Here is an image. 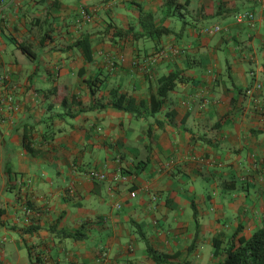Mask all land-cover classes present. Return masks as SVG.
<instances>
[{
    "label": "crops",
    "instance_id": "obj_1",
    "mask_svg": "<svg viewBox=\"0 0 264 264\" xmlns=\"http://www.w3.org/2000/svg\"><path fill=\"white\" fill-rule=\"evenodd\" d=\"M176 3L167 17L166 0H0V264H158L147 242L173 264H219L264 227L260 5ZM141 10L172 33L113 35ZM214 25L228 30L202 32ZM171 72L182 81L157 109ZM115 91L142 114L113 107Z\"/></svg>",
    "mask_w": 264,
    "mask_h": 264
},
{
    "label": "trees",
    "instance_id": "obj_2",
    "mask_svg": "<svg viewBox=\"0 0 264 264\" xmlns=\"http://www.w3.org/2000/svg\"><path fill=\"white\" fill-rule=\"evenodd\" d=\"M167 17L172 16L177 11L184 9V5L176 3V0H166ZM89 16L88 12L84 10ZM221 11H217L216 16L220 15ZM238 14V13H237ZM139 27L135 28L130 26L129 28H113V35L120 38H132L134 40H140L143 38H160L165 35L172 33L168 27L162 25H156L155 18L152 13H147L141 10L138 21ZM81 43V46H80ZM75 47H81L82 50L89 56L91 53V43L88 38L78 41L74 45ZM24 53L33 55V51L29 47L22 46ZM182 81V77L179 73L171 72L167 76H162L159 79L158 87V106L157 109H160L162 104V99L167 95V93L172 90L177 83ZM89 86L91 88V95L94 96L96 88L94 83L90 81ZM126 100V95H118V91L113 92L111 105L119 110L126 111L134 114L135 116H140L142 113L134 110L130 106V102ZM156 107V106H155ZM24 142L29 146L27 136L24 137ZM59 234L63 237L78 239L82 237L80 231L75 233L69 231H60ZM147 251L150 258L158 264H173L168 261L167 255H161L157 253L151 245L147 242ZM225 258L219 264H264V227L255 230L249 238H240L239 242H231L228 247L225 249ZM179 264H189V263H179Z\"/></svg>",
    "mask_w": 264,
    "mask_h": 264
},
{
    "label": "built area",
    "instance_id": "obj_3",
    "mask_svg": "<svg viewBox=\"0 0 264 264\" xmlns=\"http://www.w3.org/2000/svg\"><path fill=\"white\" fill-rule=\"evenodd\" d=\"M257 1L260 5V9H261V20H262V22H264V0H257ZM83 14L88 17V15L85 11H83ZM235 19H236V22L238 24L246 23L249 25V27L254 29L256 26V23H257V13L255 11H242V12H239L235 16ZM227 30H228L227 27H222L221 25H214L211 27H204L202 29V32L205 34H208V35H213L215 33H220V32L227 31ZM262 41L264 42V38ZM92 175L96 178H99V179H106L107 178L106 173L99 172L96 170L93 171ZM117 178L124 180V181L127 180V177L125 175H122V174H120ZM136 195H137L136 191H132L130 193L131 197H136Z\"/></svg>",
    "mask_w": 264,
    "mask_h": 264
},
{
    "label": "rangeland",
    "instance_id": "obj_4",
    "mask_svg": "<svg viewBox=\"0 0 264 264\" xmlns=\"http://www.w3.org/2000/svg\"><path fill=\"white\" fill-rule=\"evenodd\" d=\"M235 23H237V22H236V19H235ZM222 27H223V26H222ZM2 79H3V77H2ZM253 232H254V231H253ZM253 232H252V233H253Z\"/></svg>",
    "mask_w": 264,
    "mask_h": 264
},
{
    "label": "clouds",
    "instance_id": "obj_5",
    "mask_svg": "<svg viewBox=\"0 0 264 264\" xmlns=\"http://www.w3.org/2000/svg\"><path fill=\"white\" fill-rule=\"evenodd\" d=\"M236 15H237V14H236ZM236 15H235V16H236Z\"/></svg>",
    "mask_w": 264,
    "mask_h": 264
}]
</instances>
